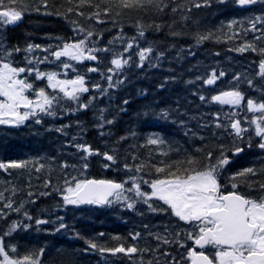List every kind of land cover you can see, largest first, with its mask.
Instances as JSON below:
<instances>
[{
	"label": "snow or ice",
	"instance_id": "snow-or-ice-1",
	"mask_svg": "<svg viewBox=\"0 0 264 264\" xmlns=\"http://www.w3.org/2000/svg\"><path fill=\"white\" fill-rule=\"evenodd\" d=\"M188 3L191 7H186L178 0H64V11L61 12L51 0H0V125L13 128L29 124L43 126L46 123L45 117L56 119L87 111L93 107L95 100L107 96L109 89L125 83L126 68L143 69L146 65L159 67L165 53L147 42L146 32L149 29L160 32L162 25L155 22L145 25L140 19H136L133 25L135 35L128 37L122 24L124 17L132 18V14L139 16L141 13L163 15L170 12L180 13L182 19L187 20V13L193 8H210L213 3L224 5L229 0H188ZM231 3L242 9L255 5L264 9V0H231ZM33 12L67 20L74 37L69 40L52 37L58 42L55 45L29 42L23 47L7 46L6 36L3 34L7 26L17 25L26 14ZM73 16L77 19H72ZM106 23L118 27V32L107 44L101 46L103 31H98L95 25ZM226 27L231 35L225 34V42L239 39L249 32L254 34L251 40H243L230 51L258 54L261 59L259 71L255 75L264 80V11L247 18V27H244V21L237 20L228 22ZM234 28L239 30L233 31ZM220 31H223V27ZM213 38L217 42L221 41V37L212 31L195 37L197 44ZM142 40L147 46L141 43ZM18 54H22V66L15 60ZM189 54L194 53L189 50ZM104 57H109L107 64L104 63ZM85 61L92 64L82 73L76 65ZM41 65H54V68L42 69ZM69 73L73 75L70 76ZM90 73L98 74L100 81L107 86L100 81L90 82ZM225 75L222 70L218 72L217 69H212L207 77L198 76L196 79L202 80L206 86H213ZM232 79L235 86L230 90L210 97L199 95L202 102L228 105L233 109L225 115L226 122L221 121L219 112L213 114L215 128L223 129L232 138L228 148L220 144L215 151L203 147L188 151L175 145L162 132H150L144 143L132 146L147 148V158L132 155L134 163L130 164L127 162L128 157L121 160L115 149L101 152L86 142H78L77 138H82L85 128L79 120L76 121L80 132L72 137L71 146L79 154V163L61 162L59 169L62 183L53 187L52 180L45 179V189L51 187L57 192L64 206H120L143 216L145 212L138 208V205H143L148 213L169 215L177 221V226L171 231L169 226H165L163 233L149 232V236L156 241L154 248L139 244L142 238L139 231L129 232L127 237L111 236L110 240L115 242L114 245L107 241L100 242L105 236L103 232L93 238H83L75 233L76 238L85 240V252L95 251L102 257L107 254L128 258L132 264H264V159L231 174L226 184L221 183L222 173L231 164L229 153L234 157L244 152L245 147L252 148L254 137L258 138L255 147L264 153V95L246 99L239 85L243 80L249 88L255 89L254 80L243 73L234 74ZM37 82H43L42 86H38ZM160 87L163 88L164 84ZM89 93L94 95H89L84 100V95ZM141 94L146 95V92ZM122 103L126 106L130 101L125 99ZM126 110V107L119 109L120 112ZM240 110L251 115H245L241 119ZM106 111L103 108L98 110L95 125L98 129L102 130L115 122L114 119L107 118ZM137 115L145 125L170 122L186 128L183 119H172L170 109L156 110L148 107ZM71 126L61 124L59 127L45 128L44 131H55L66 136L67 129ZM201 127L207 128L209 124L204 123ZM190 133L196 135L191 129L184 131L185 136ZM35 134L39 135V130ZM107 134L100 131L101 136ZM129 135L135 137L137 133L130 130L120 140H127ZM199 138L204 139L203 136ZM92 156L102 157L104 169L123 171L125 178L120 181L88 178L86 173ZM51 159L55 160L54 157ZM69 168L75 174L67 172ZM10 169L41 173L46 169L51 171L52 165L46 162L45 157L0 161V171L12 175ZM6 183L11 187L0 190V220L7 221L14 212L23 215L24 221L34 220L36 231L46 230L42 226L48 224L56 225L52 230L55 233L69 229L70 226L62 216H58L55 221L34 219L25 210V203H35V200L17 204L13 197L21 189L11 181ZM242 186L248 191L242 192ZM6 192L10 194L6 196ZM33 195L35 194L31 191L27 193L28 197ZM24 221H12L5 230L0 231V264H43V247L21 252L17 244L8 241L13 233L27 232L32 227ZM179 222H183L187 228L179 227ZM144 228L147 229L148 225H144ZM162 246L174 247L176 254L168 250L161 251ZM156 253L165 258L163 262L159 257L145 259L147 255Z\"/></svg>",
	"mask_w": 264,
	"mask_h": 264
},
{
	"label": "trees",
	"instance_id": "trees-1",
	"mask_svg": "<svg viewBox=\"0 0 264 264\" xmlns=\"http://www.w3.org/2000/svg\"><path fill=\"white\" fill-rule=\"evenodd\" d=\"M179 3L191 7L188 0H178ZM61 12L64 11V0H51ZM264 9L260 5L251 6L242 9L235 6L229 0L228 4L220 5L213 3L210 8H193L187 13L189 19H182V14H172L166 12L163 15H154L152 13H141L139 16L132 14V18L124 17L122 24L125 34L128 37L135 35L133 27L135 20L140 19L145 25L153 22L162 25V31L157 32L149 29L146 32V40L154 45L158 51H163L165 57L159 62V67L143 68H126L125 75L127 79L125 83L115 89H109V94L103 98L94 101L93 107L87 111L77 113L73 116H61L53 119L45 117L46 123L43 126L29 124L21 128H13L0 125V161L8 162L11 160H22L28 158L45 157L46 162L51 163L52 169L44 170L41 173L27 172L24 170H9L12 175L0 171V190L5 187H11L6 181H11L21 191L13 197L17 204L21 201L35 200V203H25L27 210L34 219H51L56 220L58 216L64 218V222L70 227L66 231L55 233L52 230L55 224L42 226L46 230L36 231V225L33 221H24L21 214L11 213L7 221L0 220V231L6 229L7 224L12 221H24L32 227L27 231H19L13 233L8 238L11 243L17 244L21 252L30 249H45L42 257L43 264H132L128 258L112 257L105 254L91 251L85 252L87 247L84 239L76 238L75 233H79L83 238L96 237L98 233H105L100 242L107 241L110 245L115 242L110 240L111 236L119 235L127 237L129 232L139 231L142 238L139 244L143 247H155L156 241L149 236L151 233H163L165 226H169V231L177 226V221L169 215H156L148 213L145 206L138 205L145 215L141 216L136 212L128 211L120 206L110 208H100L95 206H64L61 196L52 190L45 189L43 183L45 179L52 180V186L62 183V173L59 169L61 162L67 161L69 164L79 163V154L77 150L71 146L72 137L80 132L76 121L79 120L85 131L78 142L88 143L94 149L101 152L111 151L115 149L121 160L128 157V163H134L131 156L137 155L141 159L148 156L147 148L132 147L144 143L145 137L150 132H162V134L172 141L175 145L182 147L188 151L195 148L203 147L207 150L215 151L217 146L223 144L225 148L231 146V137L223 129H217L214 126L213 114L220 113L221 121H225V115L233 109L228 105H220L218 103H205L199 100V95L210 97L221 91L232 89L235 84L233 75L237 73L247 74L249 78L254 80L255 89L248 87L247 83L241 81L239 88L245 94L246 99L249 97L260 98L264 95V80L255 74L259 71L258 64L261 57L253 52L239 53L230 51L239 46L243 40H251L253 33L249 32L246 36L239 39L226 41L225 34L231 35L226 25L232 20L244 21V27H247V18L260 15ZM77 19V17H72ZM83 23V20H81ZM98 31H103V41L101 46L107 44V41L117 35L118 27H114L111 23L95 25ZM223 27V31H220ZM239 30L234 28L233 31ZM208 31L215 32L221 37V41L217 42L215 38L204 41L201 44L196 43L197 34ZM172 32L180 33L172 35ZM6 36L7 46L11 47L19 45L23 47L26 43H36L41 45H55L58 43L52 37H61L69 40L74 37L70 23L58 16H44L37 13L26 14L22 22H18L15 26H7L3 33ZM144 46L147 44L141 41ZM260 44L261 42H257ZM119 47V44L116 45ZM191 50L194 54H189ZM219 53V55H216ZM103 55V54H102ZM109 57H104V63L107 64ZM15 60L23 65L22 54H18ZM92 62L85 61L83 64L76 65L80 72H86L87 67ZM42 69L51 70L54 65H41ZM212 69L224 71L225 77L217 81L213 86H206L199 77H207ZM73 75V73H69ZM90 82L100 81V77L96 73L88 74ZM195 81V83H188ZM104 83L106 87V83ZM38 86H42L43 82H37ZM164 84L161 88L160 85ZM146 92V95H142ZM89 93L84 95L87 100ZM128 99L130 103L123 105V100ZM120 107H126V112H120ZM152 107L156 110L170 109L172 110V119H183L186 124L181 127L178 123L153 122L145 125L143 119L137 114ZM107 109L105 115L108 119H114L112 125H106L104 129H98L96 116L99 109ZM184 114L180 116L179 114ZM245 115H251L240 110V118ZM208 123L209 127L202 128L201 125ZM61 124H71L67 129L68 135H61L55 131H44L45 128L59 127ZM246 126V125H245ZM191 129L196 133L188 136L184 135V131ZM39 130L40 134L35 133ZM130 130L135 131L137 135L125 141H121L120 137L128 135ZM100 131L108 133L101 136ZM215 133V135H213ZM203 136L201 140L199 137ZM258 138H253V147H245V151L238 156H231L229 153L231 164L227 166L222 173L221 183L226 184L228 177L245 168L251 166L253 162L264 159V153L255 147ZM218 154V153H217ZM55 158L52 160L51 158ZM102 157L92 156L89 158V168L86 176L94 179H111L120 181L125 178L123 171L116 169H104L102 167ZM122 166V165H121ZM72 173V169L66 170ZM75 174V173H72ZM39 177V179H37ZM147 178V177H146ZM29 184L31 185L29 187ZM147 190V189H146ZM242 192L248 190L243 186ZM31 191L35 195L28 197L27 193ZM41 192H50V195H40ZM10 193L6 192L5 195ZM255 195V193H251ZM144 225H148L145 229ZM179 227L187 228L183 222H179ZM168 250L176 254L174 247L162 246L161 251ZM211 251V249H209ZM122 256V254H121ZM159 259L163 262L164 257L159 253L155 255L149 254L145 259ZM138 259V258H135Z\"/></svg>",
	"mask_w": 264,
	"mask_h": 264
}]
</instances>
